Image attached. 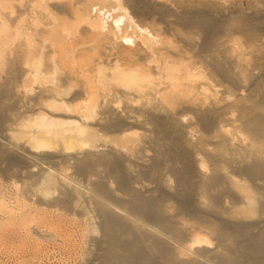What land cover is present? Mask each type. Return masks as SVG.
<instances>
[{"label": "bare ground", "instance_id": "bare-ground-1", "mask_svg": "<svg viewBox=\"0 0 264 264\" xmlns=\"http://www.w3.org/2000/svg\"><path fill=\"white\" fill-rule=\"evenodd\" d=\"M0 139L16 264H264V0H0Z\"/></svg>", "mask_w": 264, "mask_h": 264}, {"label": "rangeland", "instance_id": "rangeland-1", "mask_svg": "<svg viewBox=\"0 0 264 264\" xmlns=\"http://www.w3.org/2000/svg\"><path fill=\"white\" fill-rule=\"evenodd\" d=\"M1 140V139H0ZM1 167V166H0ZM5 177V176H4ZM6 179H4L1 175H0V179H1V181L2 182H8V185L7 184H5V182H4V184L5 185H7V187H9V188H7V189H9V191L11 190L10 188H12V187H10L11 186V182H12V180H9V179H13V178H10V177H5ZM14 180V179H13ZM18 182H19V180L18 179H16ZM9 181H11L10 182V185H9ZM55 259V260H54ZM51 258V263H53V264H65V263H61L60 262V260H57V258ZM55 261H56V263H55ZM0 264H16L15 263V257H13L12 255H10V254H7V252L6 251H1L0 250Z\"/></svg>", "mask_w": 264, "mask_h": 264}]
</instances>
